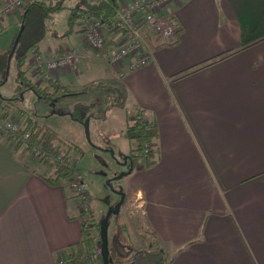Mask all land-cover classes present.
Returning a JSON list of instances; mask_svg holds the SVG:
<instances>
[{"label": "crops", "instance_id": "0c3cea01", "mask_svg": "<svg viewBox=\"0 0 264 264\" xmlns=\"http://www.w3.org/2000/svg\"><path fill=\"white\" fill-rule=\"evenodd\" d=\"M20 13L0 21V39L6 28L18 29ZM159 16L179 23L178 42L157 47L173 40L171 32H147L150 62L123 78L98 53L88 60L82 40L81 49L38 45L27 76L42 87L47 76L36 74L35 59L73 52L76 69L50 77L76 95L90 65L103 64L96 80L126 97L134 110L129 120L135 107L156 119L159 160L123 191L141 206L159 246L168 247L161 249L167 264H264V0H176ZM106 38L118 40L113 32ZM223 52L230 54L179 75ZM71 72V81L64 79ZM30 160L0 135V264H58L74 244L81 247L78 195L74 203L65 187L41 177L47 167Z\"/></svg>", "mask_w": 264, "mask_h": 264}, {"label": "rangeland", "instance_id": "374dc122", "mask_svg": "<svg viewBox=\"0 0 264 264\" xmlns=\"http://www.w3.org/2000/svg\"><path fill=\"white\" fill-rule=\"evenodd\" d=\"M62 4L63 8L55 12L53 18L47 23L49 31L47 32L45 39L39 44L40 49H48L51 46L81 49L80 43L83 38V25L85 23V21H82L81 19H78L75 22L73 32L68 36L55 38L51 35L52 33L61 35L69 29V15L72 10L78 6V0H63ZM3 18L4 17H2L0 21H2ZM112 29V25H110L108 29L102 26L104 36L106 37V33L111 32ZM6 30V34L2 33V38L0 39L1 49L10 46L11 38H13V34L16 33L17 28L12 27L9 29L8 27ZM115 35L118 40L121 38L119 33H115ZM107 44H110L108 40ZM35 53L32 54L35 55ZM67 55H72V58L74 59V63L70 68L64 67L55 70H47L42 65L40 66L42 63L45 66V62L53 57L59 58ZM90 59L93 58H88V60ZM100 59L107 65L111 66L103 58ZM76 60L77 55L73 54V52L63 53L59 56L51 55L39 59L37 62L34 61L33 58V61L36 62L34 65L35 72L39 76L41 74H39L37 70H42L46 75L53 74L57 70H62L64 72L73 71L76 69ZM111 67L116 69L114 66ZM101 71H103V64L95 66L90 65L87 71H85L86 74L83 90L81 92L78 91V94L76 95L66 96L60 100H55V108L61 112H66V110L71 108L72 104L77 101L85 104L94 103V108L91 110L85 123L73 119L66 113H52V101L47 102L45 98L42 97L44 94L37 95L34 89L28 88L23 92H19L18 100L12 102L10 113L16 118L11 117V115L9 117V119L13 118L21 128L22 125L20 124V120L30 116L39 125L49 127L55 131L59 137L79 148V151H73L71 153L72 162H76V174H79L87 185V193L90 195L88 200L90 213L88 215L92 212L93 223L97 224L101 223L106 213L120 201L119 192L127 188L131 182H135L138 176L137 174L145 170L142 168L144 162L139 158L134 161L135 168L130 174L117 178L119 174L126 171V167L121 164V162L123 157L127 156L130 153L131 148L134 146V144H132L133 140L131 143L124 136L127 126L131 123L129 119L134 110L132 105L127 103L125 96L121 98L120 102L114 101V95L110 91L112 86H110L109 83L103 82L100 84L98 80H96L98 79V74L101 75ZM73 75L74 73L71 72L68 77H64V79L71 81ZM15 78L16 72L14 68H12L8 81L0 87L2 94L10 95L15 93ZM43 83L44 84L41 86L49 89L47 80ZM82 92L85 95L79 94ZM14 143L19 142L15 141ZM111 152H113V154ZM28 155L29 158H34V155L30 152H28ZM35 159L38 161L37 158H34V161ZM34 161L30 160L29 162L34 168L37 167L41 169L42 165L40 167L39 164ZM64 187L66 193L69 194V199H74V203H77L75 200L76 192L69 184L65 183ZM72 190L74 192H72ZM138 206V202L132 200L127 201L124 199L119 213L111 214L109 217L107 231H111L117 224L122 225L124 228L122 232L123 238L126 239V242L131 249H141L145 251L165 249L168 251L167 246L163 245L162 248L159 246V240L155 238L153 234L149 232V229H147L148 227L144 225L140 213L141 206ZM79 209L80 213H82L81 205H79ZM83 215L84 217L88 216L85 214ZM92 227L93 229L96 228L95 226ZM92 227L90 229H92ZM72 247L75 251H78L79 249L78 243L74 244ZM96 247H100L98 242ZM159 257L155 255L144 256L138 254L133 258L131 264H161L163 263V260L158 261ZM167 257L169 258V255L164 256L165 264H167ZM99 261L102 263L101 259Z\"/></svg>", "mask_w": 264, "mask_h": 264}, {"label": "trees", "instance_id": "16d2710c", "mask_svg": "<svg viewBox=\"0 0 264 264\" xmlns=\"http://www.w3.org/2000/svg\"><path fill=\"white\" fill-rule=\"evenodd\" d=\"M62 3L63 0H36L33 3L25 5L21 11L20 25L9 49L6 51L0 49V87L8 81L12 68H14L16 72L15 93L6 95L2 94L0 91V119H9L12 102L18 100L19 92H23L27 88L34 89L37 95L44 94L45 96L42 95V97L45 98L47 102H54L51 109L52 113H66L80 122H85L91 110L94 108V103L85 104L77 101L74 102L72 107L68 108L66 112H61L55 108V100L74 95V89L68 85L59 83L56 79L44 74L42 70H37V72L47 76L49 89L47 87L33 85L27 76L29 69L27 64L30 56L36 52L38 45L46 37L49 31L47 23L53 18L55 12L63 8ZM117 5L118 0H78V6L74 8L69 15V29L61 35L57 33H52L51 35L55 38L68 36L73 32V26L78 19L82 21L94 20L108 29L111 25L110 21L115 14ZM169 21L172 27L176 29L171 33L173 40L162 43L161 45L159 44L157 47L163 45L171 46L176 44L179 40L182 29L181 26L173 16L169 17ZM146 38L153 50L154 46L148 39V35ZM229 54V52L217 54L206 61L182 71L179 75L187 74L198 68L218 62L226 58ZM110 91L114 95V101L120 102L122 98L121 93L117 92L115 88H111ZM21 131L28 133L29 146L25 148V150L30 152L32 148L36 147L41 152L40 157L37 158L38 162L49 169V172L47 174H42L41 177L47 183L54 186L64 187L65 183L70 185L77 173V164L76 162H72L71 153L73 151H79V148L59 137L58 134L49 127L39 125L30 116L26 117ZM124 136L130 142L133 140V143H131L134 144L130 153L126 156L127 159L132 160V170L135 168L134 161L139 158L143 160L144 163L142 168L145 170L151 168L158 162L159 148L156 144L159 137L158 124L156 119L148 117L144 109L135 107L133 120L127 126ZM13 142L15 141L13 140ZM15 145L16 148L22 147L21 143H15ZM88 200L87 197V202ZM80 216L82 225L81 247L78 251L67 253L68 263L102 264L99 261L100 259H96L94 256V250L100 239L101 223H93L92 214L84 217V215L80 213ZM92 226L96 228L93 229ZM91 227L92 229H90ZM123 230V226L117 224L111 231H107L109 256L115 264H131L133 258L138 254L144 256H160L159 261L163 260L161 264H165L164 253L161 249L149 251L131 249L126 239L123 238Z\"/></svg>", "mask_w": 264, "mask_h": 264}, {"label": "built area", "instance_id": "2783aa9c", "mask_svg": "<svg viewBox=\"0 0 264 264\" xmlns=\"http://www.w3.org/2000/svg\"><path fill=\"white\" fill-rule=\"evenodd\" d=\"M36 0H0V19L15 12H21L28 3ZM105 1V0H104ZM176 0H119L114 16L110 23L111 32L119 33L121 38L113 44H107L102 26L94 20L85 21L83 25L82 50L85 57L98 53L100 58L106 60L117 71V76L123 78L127 73L134 72L151 60L152 49L146 38L147 32L158 35H167L174 30L169 18L159 16L161 7ZM39 59L36 58L37 62ZM42 65L47 70L57 68H70L74 63L72 55L53 57ZM0 135L18 141L25 149L29 146L28 133L22 132L19 124L13 119H0ZM30 153L38 158L41 152L32 148ZM70 187L76 192L81 201V212L90 213L87 202V185L82 177L76 174ZM96 259H101V249L94 250ZM58 264H69L67 258H60Z\"/></svg>", "mask_w": 264, "mask_h": 264}, {"label": "water", "instance_id": "95a60500", "mask_svg": "<svg viewBox=\"0 0 264 264\" xmlns=\"http://www.w3.org/2000/svg\"><path fill=\"white\" fill-rule=\"evenodd\" d=\"M54 105V102H52V106ZM85 123V122H84ZM113 154V152H111ZM127 163V157H123L122 159V164L126 165ZM132 171V160L129 159V164H128V170L125 172H122L117 176V178H120L122 176H126L130 174ZM120 195V201L111 209L109 210L104 218L102 219L101 226H100V239L98 243L100 244L101 247V262L102 264H115L112 261V258L109 256V248H108V236H107V228H108V220L111 214H118L121 205L124 202L125 198V193L123 191L119 192Z\"/></svg>", "mask_w": 264, "mask_h": 264}, {"label": "flooded vegetation", "instance_id": "af4514ba", "mask_svg": "<svg viewBox=\"0 0 264 264\" xmlns=\"http://www.w3.org/2000/svg\"><path fill=\"white\" fill-rule=\"evenodd\" d=\"M121 164H122V162H121ZM128 164H129V159H127V163H126V165H124L125 167H126V171L128 170ZM124 192V191H123ZM125 199V198H124Z\"/></svg>", "mask_w": 264, "mask_h": 264}]
</instances>
